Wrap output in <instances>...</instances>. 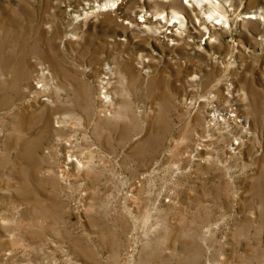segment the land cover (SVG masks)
I'll return each instance as SVG.
<instances>
[{
  "label": "rangeland",
  "instance_id": "rangeland-1",
  "mask_svg": "<svg viewBox=\"0 0 264 264\" xmlns=\"http://www.w3.org/2000/svg\"><path fill=\"white\" fill-rule=\"evenodd\" d=\"M0 264H264V0H0Z\"/></svg>",
  "mask_w": 264,
  "mask_h": 264
},
{
  "label": "bare ground",
  "instance_id": "bare-ground-1",
  "mask_svg": "<svg viewBox=\"0 0 264 264\" xmlns=\"http://www.w3.org/2000/svg\"><path fill=\"white\" fill-rule=\"evenodd\" d=\"M196 1V4L197 5H201L203 2H204V0H195ZM116 5H117V2H109V3H106V4H104V5H101V10H110V9H114L115 7H116ZM203 7V6H202ZM194 10L196 11V8H195V6H194ZM200 11H203L202 9H200ZM205 14H207V19H211V18H217V19H219V20H221V19H223V17L224 16H218V17H215V15H216V12L215 11H207L206 12V10H205V12H204V15ZM180 15L177 13L176 15H174L173 16V18L175 19V21H174V23H175V25H176V23H182V21L180 20V17H179ZM204 19H205V17H203ZM157 20H159L160 18H156ZM215 25H217V24H219V22H216V23H214ZM40 74L41 75H39V77L40 78H45L46 79V81H47V79L49 78V72L46 70V69H42L41 70V72H40ZM39 82H41V87L43 88V84H42V81H39ZM47 82H49V81H47ZM104 94H107V90L105 91V89H104ZM213 117H214V119H216L217 118V116L216 115H213ZM72 160V159H71ZM81 162V161H80Z\"/></svg>",
  "mask_w": 264,
  "mask_h": 264
}]
</instances>
